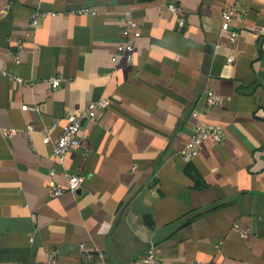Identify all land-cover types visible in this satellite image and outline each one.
<instances>
[{
  "label": "crops",
  "instance_id": "obj_1",
  "mask_svg": "<svg viewBox=\"0 0 264 264\" xmlns=\"http://www.w3.org/2000/svg\"><path fill=\"white\" fill-rule=\"evenodd\" d=\"M237 1L232 41L222 13ZM129 16L142 34L115 62ZM247 25L264 27V0H0V264H48L56 248L59 264H144L151 244L161 264H264V35ZM103 97L60 162L43 131L56 123L57 139ZM199 122L227 140L185 162ZM70 174L83 185L55 196Z\"/></svg>",
  "mask_w": 264,
  "mask_h": 264
},
{
  "label": "built area",
  "instance_id": "obj_2",
  "mask_svg": "<svg viewBox=\"0 0 264 264\" xmlns=\"http://www.w3.org/2000/svg\"><path fill=\"white\" fill-rule=\"evenodd\" d=\"M168 8L177 14H181L182 6L179 4L171 3L168 5ZM240 2H236L235 4L225 8L222 13V24L221 29L223 32L229 34L232 41H235L238 37V31L233 28L234 20L236 14L239 12ZM32 23L34 25L37 24V17L35 16L32 19ZM178 25L180 27L185 26V21L183 18L179 19ZM247 29L253 31L256 35H264V27L261 26H251L247 25ZM123 34L125 37V41L121 42L117 46L116 53L114 54L112 60L118 61L120 58H125L128 61H133L135 56V39L139 38L142 34L139 23L133 19L132 17H127L123 22ZM22 44H20L15 52L14 60L15 62H19L20 52H21ZM229 62L233 61L232 57L228 58ZM8 72L0 67V76L7 75ZM16 80L19 82H25L20 77H16ZM65 80L63 75L51 76L49 78L50 86L55 88L61 85V83ZM220 96H218L212 90L208 91L207 95V104L209 107L214 106L217 102L220 101ZM111 105V99L109 97H103L96 101L90 102L82 111L69 113L67 116V124L61 131L59 137L57 139H53L51 136L52 127L56 126V123L51 126L45 128L43 131V141L45 144L51 146L52 154L60 161H64L65 154L74 148H78L81 145V137L80 131L85 122L89 120H94L97 117V113L107 109ZM24 110H38L35 106L24 105ZM194 117H198L199 113L197 111L193 112ZM33 129L32 125H28L26 127V132L30 133ZM7 136H13L17 133L16 129H12L10 131L3 132ZM227 140V134L225 131L214 124L207 122H199L195 125L194 133L190 139V141L186 144V146L182 149L181 155L185 162H190L194 157L198 156L201 148L204 143L210 141L213 144L223 143ZM56 174V170H50V175L54 176ZM85 180V176L83 175H68V182L66 187H56L54 189L53 194L55 196H59L64 193V191L69 190L72 192L77 191ZM242 235H246L247 231H242ZM33 240V237L30 238ZM81 247L84 248V244H81ZM59 255L60 250L58 248L52 249L48 252V264H59ZM84 263L83 264H107L106 258L103 253L97 254V257L94 258L91 254H84ZM144 264H161L160 258L158 257L156 246L151 244L145 256L143 257ZM194 264H203L202 261L197 260Z\"/></svg>",
  "mask_w": 264,
  "mask_h": 264
}]
</instances>
